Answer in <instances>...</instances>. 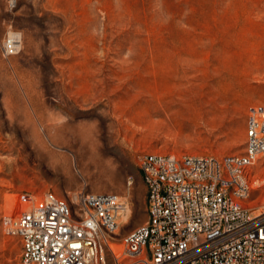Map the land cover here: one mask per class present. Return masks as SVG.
I'll list each match as a JSON object with an SVG mask.
<instances>
[{
    "label": "rangeland",
    "instance_id": "374dc122",
    "mask_svg": "<svg viewBox=\"0 0 264 264\" xmlns=\"http://www.w3.org/2000/svg\"><path fill=\"white\" fill-rule=\"evenodd\" d=\"M263 73L264 0H0V264L19 192L116 193L123 237L147 218L137 154L242 153Z\"/></svg>",
    "mask_w": 264,
    "mask_h": 264
},
{
    "label": "built area",
    "instance_id": "2783aa9c",
    "mask_svg": "<svg viewBox=\"0 0 264 264\" xmlns=\"http://www.w3.org/2000/svg\"><path fill=\"white\" fill-rule=\"evenodd\" d=\"M18 43L8 37L3 55ZM136 160L147 218L123 237L117 218L126 203L116 193L80 192L72 203L17 193L1 223L20 243V263L109 264L108 252L113 264H264V194L256 191L264 186V102L248 110L240 154L143 152Z\"/></svg>",
    "mask_w": 264,
    "mask_h": 264
},
{
    "label": "bare ground",
    "instance_id": "6f19581e",
    "mask_svg": "<svg viewBox=\"0 0 264 264\" xmlns=\"http://www.w3.org/2000/svg\"><path fill=\"white\" fill-rule=\"evenodd\" d=\"M9 35V34H8ZM12 35V34H11ZM18 37V36H17ZM128 215H129V212H128V210H125V211H122V212H120L119 213V220L121 219V218H126V217H128ZM119 220H118V223H119Z\"/></svg>",
    "mask_w": 264,
    "mask_h": 264
}]
</instances>
